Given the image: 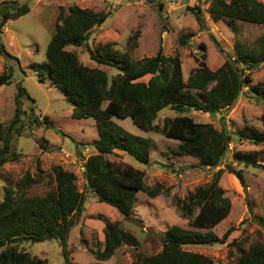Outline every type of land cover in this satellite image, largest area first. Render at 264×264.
I'll list each match as a JSON object with an SVG mask.
<instances>
[{
    "label": "rangeland",
    "instance_id": "1",
    "mask_svg": "<svg viewBox=\"0 0 264 264\" xmlns=\"http://www.w3.org/2000/svg\"><path fill=\"white\" fill-rule=\"evenodd\" d=\"M12 1H16L19 6L27 4L30 9L17 19L8 20L0 29V41L9 54L18 58L0 54V73L8 68L13 73L11 82L0 87V120L4 129L14 119L19 87L23 86L27 91L22 98L21 126L11 133V149L19 157L9 160L0 169V202L5 199L8 191L17 192V183L27 174L41 179L26 188L27 196H43L55 191L52 168L61 165L76 174L78 188L86 194L85 210L69 234L70 261L73 264H131L138 254L153 255L161 252V235L171 227L178 225L198 230L191 224L198 210L194 211L192 217L185 218L175 200L185 199L197 187L211 184L214 174L223 168L219 184L230 198L232 208L230 214L212 230L218 237H222L230 227L235 229L225 242L183 245V248L203 253L219 264H234L241 255V249L247 250L257 240L264 243V169L235 162L233 158V153L237 150L259 151V162L264 164V144L242 141L236 135L246 127L264 131L261 120L264 115V96L252 90L253 85L260 84L264 87V64L253 71L251 81L225 114V122L222 114L211 115L194 109L186 113L195 121L212 123L219 131L225 125L232 134L231 148L222 164L215 168H201L196 156L175 153L180 141L165 137L160 130L146 131L137 126L131 117H113L126 132L151 139V163L142 164L119 149L106 154V157L117 163L133 165L145 172L147 184L155 185L160 182L168 189L156 197L140 191L135 210L129 218H125L117 208L98 201L86 186L85 161L90 155L98 153L93 143L99 138L95 119L72 117L73 103L68 96L49 77L41 80L35 68V64L47 61V46L55 32L61 9L68 14L73 5L94 11H111L107 20L92 30L87 44L67 47L69 51L76 53L84 65L107 72L110 80L119 70L93 60L89 48L96 50L102 45L111 44L112 49L129 54L133 60L156 56L162 48L167 58L179 56L183 75L187 80L200 66L203 54L206 55L207 65L216 70L227 57L235 58L238 43L260 50L264 24L237 20L235 27H231L226 17L216 21L210 12L212 0ZM197 6L202 9L205 24L203 28L192 10ZM188 33H192V37L182 43L180 37ZM150 77L151 74H148L137 80L148 81ZM182 114L166 107L159 112L155 124L161 128L165 125L166 118ZM36 118L48 120L49 125L43 122L37 125L34 123ZM53 128L61 132L58 133ZM3 143L4 140L0 141V149ZM228 165L242 173L245 184L233 170L228 169ZM39 168L42 170L41 176H38ZM109 224H118L123 230L131 232L137 236L140 244H121L108 260L101 261L96 259L94 252L105 247ZM199 231L207 233L209 229ZM15 245L48 264H66L61 244L56 238H48L42 242L19 241Z\"/></svg>",
    "mask_w": 264,
    "mask_h": 264
},
{
    "label": "trees",
    "instance_id": "2",
    "mask_svg": "<svg viewBox=\"0 0 264 264\" xmlns=\"http://www.w3.org/2000/svg\"><path fill=\"white\" fill-rule=\"evenodd\" d=\"M29 9L27 4L19 6L16 1L0 0V29L8 20L25 15ZM192 10L203 28L202 9L197 6ZM210 12L216 21L228 18L231 27H235L237 20L264 24V2L259 0H212ZM110 14L111 11H94L78 5L71 6L68 14L61 9L55 32L47 46V61L35 64V68L41 80L49 77L68 96L73 103L72 117L95 119L99 138L93 143L98 153L90 155L85 161L86 186L98 201L117 208L125 218H129L135 210L140 191L156 197L168 189L160 182L147 184L145 172L133 165L117 163L106 157V154L119 149L142 164L151 163V139L126 132L113 117H131L137 126L146 131L160 130L165 137L180 141L175 153L196 156L201 168L219 166L229 151L232 134L225 125L219 131L212 123L195 121L186 113L194 109L211 115L222 114L225 122V114L251 81L253 71L264 64V37L260 39V50L238 43L235 58L227 57L216 70L207 65L206 55L203 54L200 66L187 80L179 56L167 58L162 48L156 56L141 60H133L129 54L112 49L111 44L102 45L96 50L89 48L93 60L119 70L110 80L107 72L84 65L76 53L67 49L68 46L87 44L95 26L102 25ZM192 35L184 34L180 41L185 43ZM202 46L205 47L204 44ZM0 54L15 57L9 54L1 41ZM148 74H151L148 81L137 80ZM12 77V69L1 72L0 87L10 83ZM252 90L264 96V87L260 84L253 85ZM26 91L25 87H19L15 116L7 129H4L0 120V138L4 140L0 149V169L9 160L19 157L11 149V133L21 126L22 98ZM166 107L184 114L166 118L165 125L160 128L155 120ZM261 120L264 124V115ZM42 122L49 125L48 120L34 119L37 125ZM236 135L242 141L264 144V131L254 127H246ZM233 158L235 162L264 169V164L259 162V151L237 150ZM228 169L233 170L245 184L240 171L231 165H228ZM52 171L55 175V191L43 196H27L26 188L41 180L27 174L17 183V192L8 191L5 199L0 202V264H48L20 250L15 243L42 242L52 237L59 240L66 264H73L69 259L68 239L71 228L85 210L86 194L79 190L75 173L61 165L54 166ZM223 171L220 168L214 174L211 184L197 187L185 199L175 200L185 218L192 217L194 211L198 210L191 220V224L198 230L178 225L171 227L161 235V252L153 255L138 254L131 264H219L203 253L185 250L183 245L222 243L235 229L230 227L222 237H218L212 230L230 214L232 208L230 198L219 184ZM39 172L38 176H41L40 168ZM202 229L209 231H199ZM121 244L138 246L140 241L118 224H109L106 245L96 250L94 255L98 260H108ZM234 264H264V243L257 240L247 250L241 249V255Z\"/></svg>",
    "mask_w": 264,
    "mask_h": 264
},
{
    "label": "water",
    "instance_id": "3",
    "mask_svg": "<svg viewBox=\"0 0 264 264\" xmlns=\"http://www.w3.org/2000/svg\"><path fill=\"white\" fill-rule=\"evenodd\" d=\"M56 132L60 133L61 131L60 130H56L55 128H53Z\"/></svg>",
    "mask_w": 264,
    "mask_h": 264
},
{
    "label": "built area",
    "instance_id": "4",
    "mask_svg": "<svg viewBox=\"0 0 264 264\" xmlns=\"http://www.w3.org/2000/svg\"><path fill=\"white\" fill-rule=\"evenodd\" d=\"M262 1H264V0H262ZM229 147L231 148V143L229 144Z\"/></svg>",
    "mask_w": 264,
    "mask_h": 264
}]
</instances>
